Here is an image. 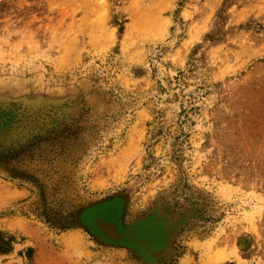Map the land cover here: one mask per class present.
Wrapping results in <instances>:
<instances>
[{"label":"rangeland","instance_id":"374dc122","mask_svg":"<svg viewBox=\"0 0 264 264\" xmlns=\"http://www.w3.org/2000/svg\"><path fill=\"white\" fill-rule=\"evenodd\" d=\"M0 264H264V0H0Z\"/></svg>","mask_w":264,"mask_h":264},{"label":"trees","instance_id":"16d2710c","mask_svg":"<svg viewBox=\"0 0 264 264\" xmlns=\"http://www.w3.org/2000/svg\"><path fill=\"white\" fill-rule=\"evenodd\" d=\"M45 130L44 121H38L36 119L25 123L20 137H16L11 140V147L18 144L23 145V158L21 166H10L8 163L4 166V173L11 178L20 182L30 184L35 188H41L43 186L42 179L47 176V173H43L40 164V145L42 142V134ZM50 178V176H48ZM49 204L42 206H35L31 208L35 214L43 218L44 221L52 227L67 228L74 225L75 221L71 215H59L48 212Z\"/></svg>","mask_w":264,"mask_h":264}]
</instances>
